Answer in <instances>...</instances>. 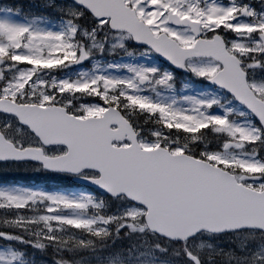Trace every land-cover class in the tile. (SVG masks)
Masks as SVG:
<instances>
[{"label": "snow or ice", "instance_id": "6c2138e0", "mask_svg": "<svg viewBox=\"0 0 264 264\" xmlns=\"http://www.w3.org/2000/svg\"><path fill=\"white\" fill-rule=\"evenodd\" d=\"M0 264H264V0H0Z\"/></svg>", "mask_w": 264, "mask_h": 264}]
</instances>
